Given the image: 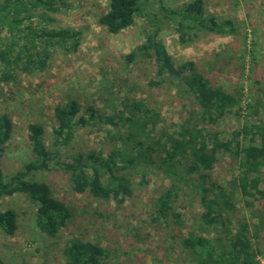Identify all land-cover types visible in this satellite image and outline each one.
<instances>
[{"label": "rangeland", "instance_id": "obj_1", "mask_svg": "<svg viewBox=\"0 0 264 264\" xmlns=\"http://www.w3.org/2000/svg\"><path fill=\"white\" fill-rule=\"evenodd\" d=\"M158 1L147 0L133 25L110 33L98 22L109 0H58L60 10L54 13L56 21L51 26L80 29V44L76 51L53 48L42 71L17 70L12 79L0 80V115L7 113L13 121L12 136L1 157L5 176L33 158L29 123L44 125L46 142L54 150V108L71 98L80 103L78 116L86 123L78 126L69 144L61 147L58 161L70 160L82 150L106 152L112 148L118 142L113 136L119 135V130L106 118L121 109L124 97L146 101L161 114L157 127L172 131L186 116L182 97L167 84L149 86L155 72L152 59L141 55L132 61L127 58L146 34L156 29L177 65L195 60L213 85L240 94L239 111L226 113L213 127L221 137L230 139L247 124L264 123V0H204L207 14L217 20H232L234 32L220 35L205 31L185 43L179 41ZM163 1L176 8L190 0ZM210 172L214 180L234 192L236 209L224 214L226 221L236 222L243 216L256 223L264 220V198L249 208L233 183L239 173L233 154L219 152ZM126 174L133 193L117 204L89 192L77 193L62 168L32 171L29 177L49 183L54 194L71 208L72 217L57 236L50 237L36 226V204L25 193L1 198L0 209L16 211L18 228L14 235L0 229V257L7 264H64V246L73 237H81L105 248L101 264H189L190 254L180 248L178 229L151 219L157 195L169 184V178L156 169L144 175L138 165ZM260 187L264 189V181ZM177 206L187 233L202 212L199 196L187 189ZM262 232L264 235V229ZM259 244L258 259L264 264V237Z\"/></svg>", "mask_w": 264, "mask_h": 264}, {"label": "trees", "instance_id": "obj_2", "mask_svg": "<svg viewBox=\"0 0 264 264\" xmlns=\"http://www.w3.org/2000/svg\"><path fill=\"white\" fill-rule=\"evenodd\" d=\"M146 1L109 0L98 22L108 32L119 33L135 23ZM158 2L182 43L205 31L220 35L234 32L232 20H217L213 14H207L204 0H190L176 8L166 6L163 0ZM60 4L58 0H0V80L12 79L17 70L27 73L44 70L55 47L66 51L78 49L80 29L51 26ZM135 49L127 54L128 61L141 55L154 62L155 72L149 86L158 88L167 84L182 97L186 110L182 121L172 131L159 129V111L143 99L124 97L121 109L106 118L119 130V135L113 136L118 142L112 148L106 152L82 150L71 155L70 160L58 161L61 147L69 144L78 126L86 123L78 116L80 103L71 98L54 108V150L46 142L44 125L29 123L33 158L5 176L1 157L11 139L13 121L3 113L0 115V199L25 193L36 204V226L55 237L71 219L72 210L54 194L49 183L31 179L32 171L62 168L77 193L89 192L102 200L113 199L122 204L133 193L126 171L136 165L144 175L156 169L170 181L158 193L151 219L178 229L180 248L190 254L189 264H262L258 257L264 220L256 223L243 216L236 222L226 221L225 216L236 209L234 192L214 180L210 171L219 152L233 154L239 169L233 183L245 204L253 208L257 200L264 198V189L260 187L264 181V123L247 124L230 139L221 137L213 127L226 113L239 111L240 94L213 85L195 60L177 65L158 29L147 33ZM242 136L244 141L240 139ZM187 189L199 196L202 212L196 218V226L184 233V219L177 204ZM17 228L16 211L0 209V229L14 235ZM105 253L99 243L73 237L63 248L64 264H101ZM0 264L7 263L0 257Z\"/></svg>", "mask_w": 264, "mask_h": 264}]
</instances>
